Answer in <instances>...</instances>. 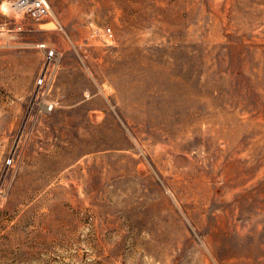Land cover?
Returning <instances> with one entry per match:
<instances>
[{"label": "rangeland", "instance_id": "rangeland-1", "mask_svg": "<svg viewBox=\"0 0 264 264\" xmlns=\"http://www.w3.org/2000/svg\"><path fill=\"white\" fill-rule=\"evenodd\" d=\"M49 1L0 0V264H264V0Z\"/></svg>", "mask_w": 264, "mask_h": 264}, {"label": "built area", "instance_id": "built-area-1", "mask_svg": "<svg viewBox=\"0 0 264 264\" xmlns=\"http://www.w3.org/2000/svg\"><path fill=\"white\" fill-rule=\"evenodd\" d=\"M10 3L17 16L30 22H40L52 15V8L49 0H10ZM12 22L14 24L13 27H8L7 24L0 26V34L4 35L8 33L11 37H15L26 30V24L18 23L16 20ZM109 33H111V30H109ZM35 48L41 50L45 57V63L35 83V97H37V100H42L56 78L60 68L61 56L57 50L49 48L47 44H38ZM53 105L47 104L45 106L51 111ZM13 162L14 159L9 160L8 165H13ZM1 194H3L2 188H0V195Z\"/></svg>", "mask_w": 264, "mask_h": 264}, {"label": "crops", "instance_id": "crops-1", "mask_svg": "<svg viewBox=\"0 0 264 264\" xmlns=\"http://www.w3.org/2000/svg\"><path fill=\"white\" fill-rule=\"evenodd\" d=\"M34 47V46H33ZM33 49H36V48H33ZM31 71H29V75H30V77H32L33 75H34V73L38 70V73H37V77H38V75H39V73H40V71H41V67H40V69H38V66H32L31 65ZM14 93V92H13ZM15 94V93H14ZM17 96V98L18 97H20V96H18V95H16ZM14 98H16L15 97V95H13L12 96V100H11V102H10V106H11V104H12V108L11 109H7L6 111H5V113H14V106H20L21 104H19V102L18 101H20V102H22L23 100H21V99H19L18 101H16ZM21 98V97H20ZM10 119H19V117H17V116H15L14 117V115H13V117H9Z\"/></svg>", "mask_w": 264, "mask_h": 264}, {"label": "bare ground", "instance_id": "bare-ground-1", "mask_svg": "<svg viewBox=\"0 0 264 264\" xmlns=\"http://www.w3.org/2000/svg\"><path fill=\"white\" fill-rule=\"evenodd\" d=\"M6 10V9H5Z\"/></svg>", "mask_w": 264, "mask_h": 264}]
</instances>
